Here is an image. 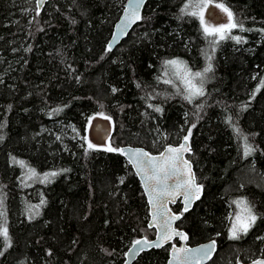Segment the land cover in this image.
Returning a JSON list of instances; mask_svg holds the SVG:
<instances>
[{
    "label": "trees",
    "instance_id": "trees-1",
    "mask_svg": "<svg viewBox=\"0 0 264 264\" xmlns=\"http://www.w3.org/2000/svg\"><path fill=\"white\" fill-rule=\"evenodd\" d=\"M214 1L243 24L231 33L242 42L225 39L213 51L199 18L181 12L187 0H147L139 22L108 51L125 0H52L39 13L33 0H0V224L11 239L5 247L0 237V264H120L133 239L152 235L130 165L117 152L87 148L85 124L101 111L115 120V146L157 152L158 137L175 144L191 129L189 158L204 191L181 224L190 242L216 237L208 264L248 260L264 247V0ZM206 54L213 65L206 95L189 103L163 83L171 76L163 61L202 70ZM243 136L254 149L247 157ZM13 157L38 177L60 174L26 180ZM242 197L258 219L233 240L229 215ZM167 255L166 247L151 249L132 264H163Z\"/></svg>",
    "mask_w": 264,
    "mask_h": 264
},
{
    "label": "snow or ice",
    "instance_id": "snow-or-ice-1",
    "mask_svg": "<svg viewBox=\"0 0 264 264\" xmlns=\"http://www.w3.org/2000/svg\"><path fill=\"white\" fill-rule=\"evenodd\" d=\"M43 0H38L42 3ZM212 0H187L181 12L193 17H198L202 25L203 33L206 39H209V45L214 51L215 46L225 39H233L237 43L242 42L241 37L231 35L233 29L239 28L240 31H244L243 24L237 21L234 17L231 9L225 5V3H218L215 6L219 8L227 16V23H221L219 25H210L205 21L204 10L208 8ZM143 4V0H136L132 3L129 0V7L126 9L127 19L125 20V26L128 24L140 20L139 9ZM123 30V29H122ZM112 45L109 44L107 50L110 51ZM206 59L209 61L207 65L202 70H193L192 67L188 65L187 61L181 60L179 58L168 59L163 61L165 67V76H169V70L171 72L170 78L164 79L163 83L173 86L176 91V95H180L184 100L192 103L193 100L204 97L205 93V82L207 74L212 72L213 65L211 63L212 57L206 54ZM160 79L159 77L157 78ZM179 82V83H177ZM264 85V81H261ZM139 87V85H137ZM115 92L116 89H113ZM259 91V89H257ZM151 107V105H149ZM101 107H103L101 105ZM198 107L203 108V105H198ZM62 109H54V112H59ZM155 111L159 112L161 109L159 107L155 108ZM103 115V113H99ZM105 119H111V117H105ZM231 122V117L228 118ZM4 125L0 124V128ZM195 127V125H193ZM237 134L242 135V131L239 128H235ZM191 136V129L188 131V135L183 137V142L179 146L173 147L168 146L163 152L159 153L158 156H153L143 149L129 150L127 155H129V161L137 169V175L142 176L145 183L146 191L149 192V202L154 206L153 221H157L161 217V209H164V218L162 220L163 234L160 237L161 241L171 240L173 236H180L181 239L187 240L188 237L184 233L177 232L171 227L172 221L180 219L179 216L171 215L170 210L165 208L167 200H172L174 202L175 197L182 195L184 197L185 207L184 212L189 210L193 199H199V193L202 190V185L196 182L195 173L192 171L190 162L184 158V153L190 152L191 148L189 145V138ZM245 141L244 144V156H249L252 154L254 149L251 145L247 143L248 137H242ZM3 137L0 136V140ZM59 139V137H58ZM88 149H95L96 145L92 144L90 141L87 145ZM108 152H120L125 153L122 148H113L108 145L105 149ZM13 162L19 164L22 168L26 169L25 179H35L40 178L41 183L50 182L52 178H55L60 173L52 171L46 172L42 177H38V173L35 168L29 167L25 161H17L13 157ZM67 171V170H64ZM169 181H172L169 184ZM123 180H121V183ZM236 205L237 211L230 213L229 219L231 220V227L229 229V238L233 240H239L241 235H246L248 231L256 223L258 216L254 211V206L244 197L232 201ZM45 201L41 199L39 205H30L29 210L39 209ZM3 199L0 198V218L5 216V212L2 209ZM39 215V211H34L33 216ZM183 215V213H181ZM153 224H149V227H153ZM160 226V225H156ZM219 235V234H217ZM0 237L3 238L5 247L11 246V239L8 232V227L6 223L0 224ZM264 239V238H261ZM215 240L211 241L207 245L201 246L199 249H188L182 248L177 249L174 254V259L177 264H191L189 257H181L179 253H196V260H204L210 258L212 251L215 250ZM160 247L161 243L155 241H149L147 237L137 239L133 242L131 253L138 251H143L145 247ZM3 253H0L2 255ZM171 264V262H170ZM253 264H264V260L254 261Z\"/></svg>",
    "mask_w": 264,
    "mask_h": 264
},
{
    "label": "water",
    "instance_id": "water-1",
    "mask_svg": "<svg viewBox=\"0 0 264 264\" xmlns=\"http://www.w3.org/2000/svg\"><path fill=\"white\" fill-rule=\"evenodd\" d=\"M49 1L52 0H43L42 3H39L38 6V0H35V5H36V11L39 13L45 6L46 3H48ZM147 0H143V4L141 5L140 9H139V15L141 16L143 8L145 6ZM136 0H132V3H135ZM220 2L218 1H214L212 0V2L209 4L208 8H206L204 10V15H205V21L207 23H209L210 25H219L221 23H227V16L225 13H223L219 8H217L215 5L218 4ZM129 7V0H125L122 10L118 16V18L116 19V21L114 22L111 34L109 36V39L107 41V47L109 44L112 45L111 50H113L122 40H124L128 34L130 33V31L134 28V26L139 22V20H136L130 24H128L127 26H125V20L127 19V14H126V9H128ZM123 29V30H122ZM111 117V119H105V117ZM114 128H115V120L113 118V116L109 115V114H105L103 113V115H99V113H93L91 114L88 119L87 122L85 124V129H84V140L86 145H88V142L90 141L92 144L96 145V148L94 150H103L106 151V147L108 145H111L113 148H122L125 150V153H119L124 160L127 162V164L130 165L133 174L136 176L139 185L142 189V193L145 197L146 203H147V208H148V220H147V228L152 230V235L151 237H147L146 235H140L137 238L133 239L130 244L128 245V247L125 249L124 253H123V260L120 264H132L137 257L144 251H148L151 249H160V248H164L168 246V255L165 259V262L163 264H177V262L174 259V254L176 253L177 249H182V248H188V249H199L201 246L203 245H207L209 244L211 241L215 240L216 244H215V250L212 251L210 258L208 259H204V260H196L195 256L197 255L196 253H179V255L181 257L187 256L189 257V260L191 262V264H208L215 252L217 251L218 248V243H217V239L216 237H211L205 240H201V241H197V242H190L189 241V236L188 233L183 230L182 228L176 227L175 224L183 217L184 213V207H185V202H184V197L182 195H178L175 197L174 202L172 200H167L166 204H165V208L167 210H170V214L171 215H176L179 216L180 219L172 221L171 223V227L173 229H175L177 232L180 233H184L187 235L188 239L187 240H183L180 238V236H173L171 240L168 241H161L160 237L163 234V226H162V220L164 218H166L164 216V209H161V217L158 218L157 221H153V212H154V206L153 204H151L149 202L150 196H149V192L146 191L145 188V183L142 179V176L137 175V169L136 167L130 163L129 161V155H127L126 153L129 152V150H134V149H143L145 152L150 153L153 156H158L159 153L163 152L168 146H179L180 143L183 142V138L178 142V143H168L167 145H165L160 151L157 152H151L149 151L147 148H145L144 146H140V145H132V144H120V145H113L112 143V137L114 134ZM189 145H190V140H189ZM191 148V145H190ZM192 149L190 152L184 153V158L187 159L192 167V171L195 173L194 167H193V163L191 161V159L189 158V155L191 154ZM196 177V174H195ZM196 182L200 185H202V190L201 192L198 194L199 198L201 197V195L203 194L204 191V186L201 182H199L197 180L196 177ZM172 181H169V184H171ZM199 199H193V202L191 204V206L189 207V210L192 209L193 205L195 204V202H197ZM179 205V208H177L176 206ZM188 210V211H189ZM181 213H183V215H181ZM149 224H153V227H149ZM156 225H160L159 227ZM143 237H147V239L149 241H155V242H159L161 243L160 247H145L143 251H136L134 254L130 252V249H132L133 246V242L137 239H141ZM177 240V242H173L174 240ZM257 260H264V257H255L252 259H248L246 261H241V260H237L234 261L233 264H253L254 261Z\"/></svg>",
    "mask_w": 264,
    "mask_h": 264
},
{
    "label": "rangeland",
    "instance_id": "rangeland-1",
    "mask_svg": "<svg viewBox=\"0 0 264 264\" xmlns=\"http://www.w3.org/2000/svg\"><path fill=\"white\" fill-rule=\"evenodd\" d=\"M34 1V5H35V0H33ZM35 7H36V5H35ZM29 6H27V10H29ZM206 81H207V77H206ZM206 83V82H205ZM102 112V111H101ZM73 129V132H77L78 130L76 129V128H72ZM78 136V138L79 139H81L82 137H81V135H79L78 134V132H77V135L75 136V137H77ZM185 135H182V137L178 140V142L184 137ZM177 142V143H178ZM154 143H157V144H160L162 147L160 148V150L165 146V145H167L168 143H166V140H164V138H159L158 137V141H154ZM159 150V151H160ZM150 151V150H149ZM151 152H153V151H151ZM236 211H237V209H236ZM230 227H231V225H230ZM230 229V228H229ZM143 235H146L147 237H151V235L149 234V233H146V234H144L143 233ZM167 249H168V246L166 247ZM238 254H241V250L240 251H238ZM250 253H247V254H242L243 256H247V255H249ZM255 257H264V247H261L259 250H257V251H255L252 255H251V257H250V259H252V258H255ZM237 260H241V261H243L244 259H241L239 256L237 257H235V259H234V261H237Z\"/></svg>",
    "mask_w": 264,
    "mask_h": 264
},
{
    "label": "flooded vegetation",
    "instance_id": "flooded-vegetation-1",
    "mask_svg": "<svg viewBox=\"0 0 264 264\" xmlns=\"http://www.w3.org/2000/svg\"><path fill=\"white\" fill-rule=\"evenodd\" d=\"M182 219V218H181ZM181 219L175 224L176 227H179V228H182L183 230L186 231V229L182 226L181 224ZM187 232V231H186ZM188 233V232H187ZM173 242H177V240L175 239ZM168 250V249H167ZM243 261H246V260H243ZM234 263V262H233Z\"/></svg>",
    "mask_w": 264,
    "mask_h": 264
}]
</instances>
